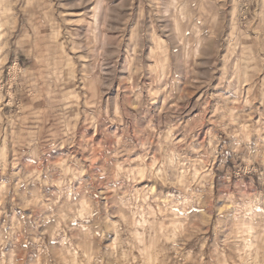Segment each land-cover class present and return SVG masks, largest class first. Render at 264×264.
<instances>
[{
    "label": "rangeland",
    "instance_id": "rangeland-1",
    "mask_svg": "<svg viewBox=\"0 0 264 264\" xmlns=\"http://www.w3.org/2000/svg\"><path fill=\"white\" fill-rule=\"evenodd\" d=\"M205 250L264 264V0H0V264Z\"/></svg>",
    "mask_w": 264,
    "mask_h": 264
},
{
    "label": "crops",
    "instance_id": "crops-1",
    "mask_svg": "<svg viewBox=\"0 0 264 264\" xmlns=\"http://www.w3.org/2000/svg\"><path fill=\"white\" fill-rule=\"evenodd\" d=\"M87 178V177H86ZM89 182L86 180V181H83V183H80L79 185H78V188H79V186H81V185H83L84 187H89V184H88ZM92 187V186H91ZM84 203H86V202H84ZM71 248H73V247H71ZM41 249H45V251H49V249H47L46 248V246H44L43 248H41ZM77 251H80V249L78 248V250ZM202 259H204V261L205 262H208V263H210V264H212V261H213V258H212V256H211V254H210V252L209 251H207V250H205L204 251V253H203V256H202Z\"/></svg>",
    "mask_w": 264,
    "mask_h": 264
}]
</instances>
